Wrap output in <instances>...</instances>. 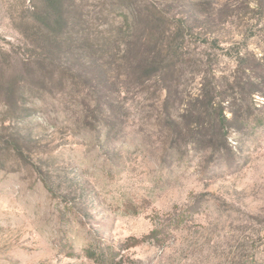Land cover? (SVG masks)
I'll return each instance as SVG.
<instances>
[{
    "label": "rangeland",
    "instance_id": "rangeland-1",
    "mask_svg": "<svg viewBox=\"0 0 264 264\" xmlns=\"http://www.w3.org/2000/svg\"><path fill=\"white\" fill-rule=\"evenodd\" d=\"M0 264H264V0H0Z\"/></svg>",
    "mask_w": 264,
    "mask_h": 264
},
{
    "label": "trees",
    "instance_id": "trees-1",
    "mask_svg": "<svg viewBox=\"0 0 264 264\" xmlns=\"http://www.w3.org/2000/svg\"><path fill=\"white\" fill-rule=\"evenodd\" d=\"M130 17H131V20L134 18L137 19V13L135 11L133 13H130ZM150 65L153 68L154 66H157L158 63L157 62L155 63L154 61H152L150 63ZM84 252H85L86 257L93 259V260H96V261H98V263L103 262V260L100 261V259H101V257L103 258L104 255H100L99 251L92 249V248H85Z\"/></svg>",
    "mask_w": 264,
    "mask_h": 264
}]
</instances>
